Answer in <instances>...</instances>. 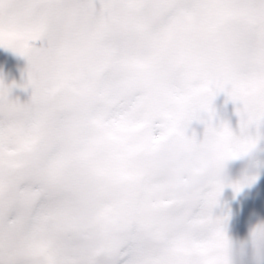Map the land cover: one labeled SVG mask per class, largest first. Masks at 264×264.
<instances>
[{"label":"snow or ice","instance_id":"1","mask_svg":"<svg viewBox=\"0 0 264 264\" xmlns=\"http://www.w3.org/2000/svg\"><path fill=\"white\" fill-rule=\"evenodd\" d=\"M0 46L31 88L0 79V264H264V216L233 232L220 201L255 175L185 189L157 160L255 146L264 0H0ZM218 93L239 132L214 123Z\"/></svg>","mask_w":264,"mask_h":264},{"label":"rangeland","instance_id":"2","mask_svg":"<svg viewBox=\"0 0 264 264\" xmlns=\"http://www.w3.org/2000/svg\"><path fill=\"white\" fill-rule=\"evenodd\" d=\"M33 43L36 46H40L42 41L38 40ZM26 67L27 61L24 57L14 52L11 48L0 46V79H2L5 84L13 85L10 94L14 98L18 97L21 101L27 100L31 94L30 86L28 88L21 86L26 80ZM214 99L216 101L214 123H226L233 128V130L239 132V122L234 112V103L227 98L224 93H218ZM243 134L257 136L258 138L255 146L248 153L226 161L227 164L225 169L230 174H236L241 170L243 165L248 164L255 170V180L258 181V185H256L254 190H262L264 189L262 188L264 183V124H261L259 128L250 126ZM233 193L234 196H230L228 193V195L225 193L221 194L220 201L221 205L229 210L231 214L230 228L235 232L237 222L240 221V219L235 217V213L233 215L234 207L236 211L245 212L248 220L254 218L255 215L261 216L260 211L261 206L264 204V193H261L259 196L262 203L259 207V211L255 208V204L251 202L247 193H241L238 196H236V192ZM242 264H251V261L249 258L245 257Z\"/></svg>","mask_w":264,"mask_h":264},{"label":"clouds","instance_id":"3","mask_svg":"<svg viewBox=\"0 0 264 264\" xmlns=\"http://www.w3.org/2000/svg\"><path fill=\"white\" fill-rule=\"evenodd\" d=\"M157 160L159 174L165 179H180L185 189L199 187L210 180L243 181L255 174L248 164L243 165L238 173L230 174L210 142L202 143L190 154L171 145L165 146L158 152Z\"/></svg>","mask_w":264,"mask_h":264},{"label":"trees","instance_id":"4","mask_svg":"<svg viewBox=\"0 0 264 264\" xmlns=\"http://www.w3.org/2000/svg\"><path fill=\"white\" fill-rule=\"evenodd\" d=\"M258 183V181L257 180H254L252 183H250V184H246V185H244L241 189H240V191L239 192H236V196H238V195H240L241 193H247V196H249L250 197V199H251V202L253 203V204H255V208H257L258 209V211H259V207L261 206V201H260V198H259V196L261 195V193H264V189H259V190H254V188L256 187V185H258L257 184ZM259 183H261V182H259ZM252 185V186H251ZM262 188H264V183H263V186H262ZM229 194L230 196H234V193H233V190H232V188L230 187V186H225L224 187V189H223V193H221V194ZM227 194V195H228ZM264 195V194H263ZM237 208H238V203H237ZM234 213H235V217H237V218H239L240 220H244L245 222H247L248 221V218H247V216L245 215V212H240V211H236L235 210V207H234V210H233V215H234Z\"/></svg>","mask_w":264,"mask_h":264},{"label":"water","instance_id":"5","mask_svg":"<svg viewBox=\"0 0 264 264\" xmlns=\"http://www.w3.org/2000/svg\"><path fill=\"white\" fill-rule=\"evenodd\" d=\"M26 88H28V87H26ZM212 107L214 109V113H213V121H214L215 114H216V101H215L214 98H213V101H212ZM234 111H235V108H234ZM235 114H236V112H235ZM194 128H195V130H196V132L198 134L202 132V126L201 125L195 124L194 125ZM226 164H227V162L225 163V168H226ZM261 209H262L261 210V215L264 216V204L262 205V208Z\"/></svg>","mask_w":264,"mask_h":264},{"label":"bare ground","instance_id":"6","mask_svg":"<svg viewBox=\"0 0 264 264\" xmlns=\"http://www.w3.org/2000/svg\"><path fill=\"white\" fill-rule=\"evenodd\" d=\"M12 61H13V60H12ZM12 61H11V62H12Z\"/></svg>","mask_w":264,"mask_h":264}]
</instances>
